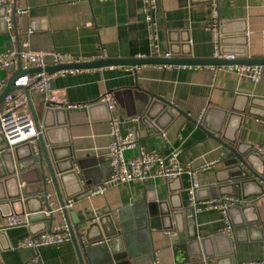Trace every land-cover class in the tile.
I'll use <instances>...</instances> for the list:
<instances>
[{
  "label": "crops",
  "instance_id": "0c3cea01",
  "mask_svg": "<svg viewBox=\"0 0 264 264\" xmlns=\"http://www.w3.org/2000/svg\"><path fill=\"white\" fill-rule=\"evenodd\" d=\"M213 1L216 2L218 18L216 31L211 28ZM154 2L150 12L157 36L154 50L150 46L148 24L143 19V0H15L16 10L25 8L27 13H15L13 32L19 39L23 31L30 30V47L33 50H53L72 56L78 62L164 56L165 53L168 56L208 58L213 56L215 36L223 39V47L219 42L218 46L235 58L264 56L262 0ZM10 47L17 48V41L12 43L9 40L6 24L0 18V52ZM45 64L52 66L50 57L46 56ZM213 67L110 65L56 75L50 89L59 95L60 106L49 108L51 110L44 118L46 108L41 95L30 94L29 103L39 126L42 123L51 126L47 128L46 135L42 132L46 149H57L54 156L58 167H68L69 159L73 160V173L65 177L62 175V179L55 173L56 191L42 159V168L37 164L39 174L42 173L41 178H50L51 183L40 184L37 193L29 194L35 189L31 174L22 171L20 180L12 177H17L19 173L2 175L7 161L21 166L28 163L27 145L34 155L37 154V139L36 145L19 143L12 148H7L2 142L0 200L19 191L20 197L29 199L28 195H33L43 203L42 193L46 192L51 195L50 201L56 209L58 196L63 203L71 199L72 205L65 208L66 220L70 226L73 220L79 222L77 230L74 229L76 236L83 237L82 230L86 224L97 218L107 222L109 216L122 241L137 249L140 245L136 220L145 212V203L154 202L159 209L175 214V220L170 224L164 222L163 228L154 229L150 235L152 256L159 264H191L188 261L196 259L201 264L207 261L234 264L236 261L264 260V192L258 196L249 190L242 192L243 197L249 195L246 198L237 197L240 202L231 204L225 215L217 209L194 213L199 236H215L216 246L210 243V250H207L212 255L210 259H192L188 255L186 237L191 232V226L186 224L188 212L185 211L189 207L186 191L190 178L187 173L183 172L173 179L159 176L142 182L132 180L112 184L102 194H88L91 187L109 174L105 148L110 140L107 117L111 114L120 124V134L133 131L143 150L159 151L163 155L177 150L181 163L196 169V195L199 199L236 198L230 194V188L219 187L216 182L226 176L221 158L226 149L214 137L208 136L202 125L210 127L221 119L223 127L227 126L240 146L256 150L263 146L264 149V65H261L260 80L255 84L246 74H239L234 69ZM16 68L17 64L14 68L0 70V93ZM134 84L162 97L168 103L167 112L159 111L157 106L150 119L144 117L140 111L142 94L133 89ZM105 92L111 93L114 101L110 112L98 102ZM70 104L75 106L65 107ZM30 108L28 106L31 111ZM239 111L244 112L240 114ZM137 151V148L125 149L122 157L128 159ZM202 165L208 167L199 169ZM37 206L36 200L23 205L28 224L0 230V264H22L31 257H36L42 264H78L71 241L39 246L38 249L16 247L22 237L46 228L42 221L29 219L34 212L28 211L36 210ZM53 213L51 227L64 219L60 211ZM3 215L4 210L0 207V221L6 217ZM226 223L232 226L230 233L223 232ZM104 240L99 242L103 247L90 260L81 256L82 264H117L110 258Z\"/></svg>",
  "mask_w": 264,
  "mask_h": 264
},
{
  "label": "water",
  "instance_id": "95a60500",
  "mask_svg": "<svg viewBox=\"0 0 264 264\" xmlns=\"http://www.w3.org/2000/svg\"><path fill=\"white\" fill-rule=\"evenodd\" d=\"M15 0H12V12H11V23L15 26L14 17L16 13V8L14 5ZM5 6L0 5V16L4 14ZM220 33V32H219ZM15 40L17 41L18 49V40L17 35ZM223 39L218 38V42L220 46L223 47ZM222 47H219V52L225 54ZM173 54V53H171ZM140 64H161V65H200V66H225V65H264V56L260 58H248V57H238L234 59H222L217 57H208V58H197V57H179V56H138V57H121V58H104V59H95L86 62H72L69 64H57L52 66H46L43 68V71L51 74L52 72L58 70H69V69H87V68H95V67H104L110 65H129L131 67L139 66ZM39 68H27L21 69L20 59L17 58V68L11 74L12 76L8 79L6 85L3 87L0 93V103L4 96L11 91L15 90L16 87L12 86L13 81L23 73H32L35 71H39ZM53 80L50 82V86H52ZM133 89L137 92H141V113H143L144 117L150 119L157 106L159 107V111L165 113L168 110V103L159 95H154L149 93L148 91L142 89L137 84H134ZM251 105V103H250ZM28 106L30 108V103L28 102ZM31 109V108H30ZM51 109L46 108V113L44 114V118L49 114L48 112ZM178 113L183 114L177 110ZM244 111H239L241 114ZM34 126L37 130L43 129L36 139L38 144L37 154H33L30 146L27 145L28 148V163L26 165H18L10 163L9 161L5 162L6 169L3 172V176L5 175H16L14 177L16 180L22 178V171L25 174H31L33 178V184L35 186L34 191L29 194H35L38 192L39 185L43 184L45 186V177H42L39 174L37 164L39 168H42L43 161H45L46 168L52 179V183L56 189V178L55 173L59 174V179H62V175L69 176L73 173V160H70V164L68 163V167L65 165L57 166V160L54 156V151L56 148H51L49 151L46 149L45 144L42 140V132L44 135L47 134V130L51 128V126L45 125L44 123L38 124L37 118L34 115L33 110L31 109ZM204 123V122H203ZM199 126H201L199 124ZM53 127V126H52ZM208 136L214 137L226 152L221 155L222 160L224 161L223 170L226 173V176L223 180H216L219 183V187L230 188L233 196L236 198H246L242 196V192L246 190L251 191L253 195H261L264 192V149L262 151H257L253 147H245L240 146V143L237 142L232 132L229 133L227 130V126L224 125L223 121L219 119L213 126L208 127L207 124L202 125ZM48 128V129H47ZM3 142V136L0 134V144ZM25 143V142H22ZM17 146V145H16ZM8 148V147H7ZM4 148L0 150L1 154L3 153ZM8 155L9 152H6ZM41 155L43 157H41ZM43 159V161H42ZM223 183V184H221ZM236 192V193H235ZM239 192V195H238ZM33 195H28L29 199H24V197H20L19 191L15 194H9L7 196H3L4 198L0 200V207L4 210V216L11 215H21L24 214L23 205H28L30 200L38 201V206L36 210L28 211L34 214L30 215L29 219L42 221L46 226L45 230L49 231L54 213L51 211V208L48 206L47 201H43L41 203L40 199L34 197ZM33 196V197H32ZM58 205L61 207L60 212L62 213L64 219H66L67 212L65 208H63V201L60 196H58ZM227 206L226 211L229 210ZM188 213V218L186 220V224L191 226V232L186 237V244L188 248V255L192 259H196L197 257H202L205 259H210L212 257L211 253H208L207 250H210V243H213V246H216L215 236L204 237L199 236L197 227L194 224V210L191 207L186 208ZM145 212L143 215L141 214L138 220H136L137 228V237L139 242V249L136 247H130L127 245L122 239L119 237V230L115 228L114 224L109 219L107 222H104L103 218H97L95 221H91L84 226L82 232L83 237L81 238L79 234L77 236L74 234V229L77 230L79 222L77 220H73L69 230L71 233V242L73 243V247H75L77 258L79 263L82 264L81 256H84L88 260H90L96 252H99L103 246H100L99 242L104 241L107 242V247L110 252V258L115 261L117 264H152V251L149 245L151 232L155 229L158 230L163 228L164 222L170 224L171 221L175 220V214H173L170 210H162L159 209L158 204L154 202H146L145 203ZM44 211H47L49 214L45 215ZM162 224V225H161ZM96 232L95 235L92 233ZM105 243V242H104ZM215 262V260H214ZM188 263L191 264H201V262L196 260H189ZM206 264H212L211 261H207ZM216 264V263H214Z\"/></svg>",
  "mask_w": 264,
  "mask_h": 264
},
{
  "label": "built area",
  "instance_id": "2783aa9c",
  "mask_svg": "<svg viewBox=\"0 0 264 264\" xmlns=\"http://www.w3.org/2000/svg\"><path fill=\"white\" fill-rule=\"evenodd\" d=\"M102 1V0H100ZM263 5H264V0ZM144 2V21L148 24L149 32L148 37L150 46L155 49L156 37L153 29V22L150 16V12L154 8V0H143ZM11 0H0V5L5 6V11L0 18L6 24V30L8 32L9 40L14 43L16 35L13 32V23H11ZM16 12L19 15H25L27 9H18ZM211 17L213 23L211 28L216 31L218 18L216 11V2L211 4ZM31 31L26 30L22 32L21 38L18 40V49L14 47L6 48L0 52V70L11 69L16 67L17 58L20 59L21 69L27 68H39V71L32 73H23L17 76L13 81L12 86L16 87L15 90L6 94L0 103V134L3 136V144L8 148H12L19 143L25 142L27 144L36 145V137L41 132L34 126V121L31 111L28 109V102L30 94H40L43 107L53 108L59 107L61 100L59 95L55 91L50 89V82L56 75H64L73 73L76 69L58 70L48 74L43 71L46 67L45 58L50 57L52 65L57 64H69L72 62H78L79 60L72 58V56L60 54L56 51H41L32 49L30 47L29 35ZM262 43L264 45V30L262 31ZM164 56H168L165 53ZM213 57L222 59H234L235 56L230 53L219 52L218 37L214 39ZM170 67V65H166ZM210 68H214L212 65H208ZM217 68L228 67L234 69L239 74H246L253 84L260 80L261 65H225L216 66ZM98 102L104 104L107 110L110 112L114 107V101L111 93L105 92L100 96ZM75 106L74 104L65 105V107ZM107 124H109L108 134L110 140L105 148V156L108 159L109 174L106 179H103L98 184L94 185L88 191V194H102L105 189L112 184L124 183L127 181H139L142 182L150 177H163L166 179H173L179 176V174L185 172L189 175V186L187 188V203L195 212L201 210L217 209L223 215H225L226 207L239 203L240 200L234 197L223 196L220 198L212 199H199L196 195V189L198 187L196 179V169H190L185 167L178 156V151H173L168 155H163L159 151H145L139 146L136 139V135L133 131H127L123 135L120 134V124L117 118L111 114H108ZM137 148V153L128 158L123 159L122 153L125 149ZM261 148H257V151H262ZM208 165H202L199 169H204ZM51 183L50 178H45V184ZM44 200L47 201L51 211H60V206L55 209L50 201L51 195L44 192ZM72 200L69 199L66 203H63V208L70 207ZM45 214H49L44 211ZM28 215H11L6 216L0 221V230L11 226H21V224H28ZM232 226L226 223L223 232L230 233ZM71 241V233L69 230V224L66 219H63L60 223L50 226L49 231L43 229L38 233L29 234L18 240L16 247H28L38 249L39 246L55 245L57 243ZM22 264H42L36 257H31L28 260L22 262ZM79 264V263H78ZM152 264H159L157 258L153 257ZM234 264H264V260H248V261H236Z\"/></svg>",
  "mask_w": 264,
  "mask_h": 264
}]
</instances>
